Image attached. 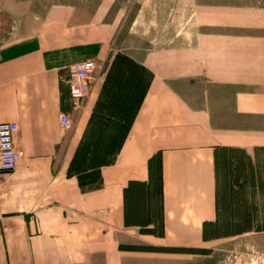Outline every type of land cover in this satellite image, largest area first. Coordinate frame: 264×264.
<instances>
[{"label": "crops", "instance_id": "obj_1", "mask_svg": "<svg viewBox=\"0 0 264 264\" xmlns=\"http://www.w3.org/2000/svg\"><path fill=\"white\" fill-rule=\"evenodd\" d=\"M103 2L92 15L51 5L1 52L0 122L16 123L21 155L0 174V264H185L210 240L219 164L239 182L264 154V36L197 33L129 55L147 83L98 186L82 189L69 167L107 82L98 70L74 109L59 75L79 55L110 65Z\"/></svg>", "mask_w": 264, "mask_h": 264}, {"label": "rangeland", "instance_id": "obj_2", "mask_svg": "<svg viewBox=\"0 0 264 264\" xmlns=\"http://www.w3.org/2000/svg\"><path fill=\"white\" fill-rule=\"evenodd\" d=\"M99 2L0 0V56L17 38L35 30L31 22L34 14L51 5L71 4L83 6L87 15H92ZM102 4L107 8L106 19L112 24L109 45L116 55L110 65L97 60L98 73L104 72L107 91L99 103L96 117L99 120L79 147L76 169L98 163L104 154L107 158L115 146V138L131 118L135 100L133 97L127 105L123 94L132 86L139 90V95L148 80V72L129 55L139 58L155 46L193 43L197 33L264 36V0H104ZM88 59L95 58L79 55L69 64ZM124 78L127 84L117 92L112 82L116 80L119 84ZM249 165L239 182L231 166L221 163L217 167V214L204 235L210 240L197 248L196 255L191 252V256H186L185 264H264V154L254 155ZM94 176L91 174V178ZM243 230L247 232L237 234Z\"/></svg>", "mask_w": 264, "mask_h": 264}, {"label": "built area", "instance_id": "obj_3", "mask_svg": "<svg viewBox=\"0 0 264 264\" xmlns=\"http://www.w3.org/2000/svg\"><path fill=\"white\" fill-rule=\"evenodd\" d=\"M100 69L97 61L88 59L67 65L59 75L61 83L65 84L72 107H80L81 100L90 88L91 80ZM61 128L68 129L71 125L69 117L62 113L59 116ZM14 122H0V174L11 171L20 158L21 152L15 146Z\"/></svg>", "mask_w": 264, "mask_h": 264}, {"label": "trees", "instance_id": "obj_4", "mask_svg": "<svg viewBox=\"0 0 264 264\" xmlns=\"http://www.w3.org/2000/svg\"><path fill=\"white\" fill-rule=\"evenodd\" d=\"M131 63V62H130ZM125 81V78L123 79V82L121 83H116V80H114L112 83H113V86L114 88H116V91L117 92H120L122 91V87L127 84ZM147 83V82H146ZM146 85V84H145ZM145 85L142 89H140V94L138 95V91L135 87H132V86H129L127 91H125V93L123 94V97L125 96V102L127 105H129L130 101L133 100V97H134V100H135V106H134V109H133V112H132V115L135 111V108L137 106V104L139 103L140 99H141V96L143 94V91H144V88H145ZM125 87V86H124ZM136 96V97H135ZM122 97V100L124 99ZM124 103V102H123ZM125 104V103H124ZM131 115V117H132ZM131 119V118H130ZM130 119L128 120V122L125 124L126 126L124 128H122V131L121 133L115 138L116 139V142L113 143L115 146L114 148L110 151V157H109V154H107V158L105 157V154L103 155L104 157L102 158V160H100L98 163L96 164H90L88 165L86 168H81L79 167L78 169H76V165H77V161L79 159V147L80 145L82 144L83 141H81V143L78 145L76 151H75V154L73 156V159H72V162L70 164V167H69V172L70 173H73L76 175L77 179H78V183L80 185V187L82 189H91V188H94L96 186H98L99 184V181H98V178L96 177V175L94 177L91 178V174H95L97 172V169L99 166L103 165V164H107L109 162H111V160L113 159V156H114V153L116 152V149L118 148L120 142L122 141V139L124 138V135L126 133V130H127V127L129 125V122H130ZM101 122H103V118L101 120ZM105 122H103L102 124L104 125ZM89 135V134H88ZM86 135V137L88 136ZM85 137V138H86ZM84 139V138H83ZM112 142V141H111ZM112 144V145H113ZM86 156V155H85ZM88 156L84 157V160L87 159ZM88 163H90L88 161ZM75 165V166H74ZM204 237V235H203Z\"/></svg>", "mask_w": 264, "mask_h": 264}]
</instances>
